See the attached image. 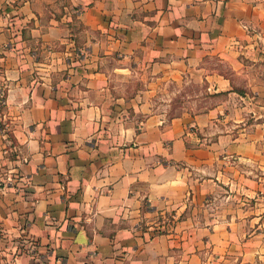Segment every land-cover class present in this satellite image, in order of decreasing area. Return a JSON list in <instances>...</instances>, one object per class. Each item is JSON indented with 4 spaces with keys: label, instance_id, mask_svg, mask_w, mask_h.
<instances>
[{
    "label": "crops",
    "instance_id": "crops-1",
    "mask_svg": "<svg viewBox=\"0 0 264 264\" xmlns=\"http://www.w3.org/2000/svg\"><path fill=\"white\" fill-rule=\"evenodd\" d=\"M0 95V264H264V0H0Z\"/></svg>",
    "mask_w": 264,
    "mask_h": 264
},
{
    "label": "rangeland",
    "instance_id": "rangeland-1",
    "mask_svg": "<svg viewBox=\"0 0 264 264\" xmlns=\"http://www.w3.org/2000/svg\"><path fill=\"white\" fill-rule=\"evenodd\" d=\"M193 87L188 88V91H192ZM186 91V90H185ZM185 93V92H184ZM183 98L178 95V97L175 98V100H173L169 106H163V108L165 107V109H167V113L168 115H173L178 113L182 108V106L186 105V106H194L195 104H193L194 102H190V103H185L182 100ZM197 105H199L200 103H196Z\"/></svg>",
    "mask_w": 264,
    "mask_h": 264
},
{
    "label": "built area",
    "instance_id": "built-area-1",
    "mask_svg": "<svg viewBox=\"0 0 264 264\" xmlns=\"http://www.w3.org/2000/svg\"><path fill=\"white\" fill-rule=\"evenodd\" d=\"M1 96H2V95H0V100H1Z\"/></svg>",
    "mask_w": 264,
    "mask_h": 264
}]
</instances>
